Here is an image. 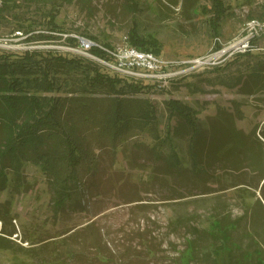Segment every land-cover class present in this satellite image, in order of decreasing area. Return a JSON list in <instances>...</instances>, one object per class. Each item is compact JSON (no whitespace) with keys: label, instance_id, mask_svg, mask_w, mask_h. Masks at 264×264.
<instances>
[{"label":"rangeland","instance_id":"rangeland-1","mask_svg":"<svg viewBox=\"0 0 264 264\" xmlns=\"http://www.w3.org/2000/svg\"><path fill=\"white\" fill-rule=\"evenodd\" d=\"M130 1L132 4L126 0L49 2L46 7L53 8L65 29L56 37L47 36L50 29L43 22L47 19L44 14L35 13V1L22 0L16 16L7 12L0 16V49L57 50L84 55L111 73L157 83L152 90L133 95L134 99H147L156 107L152 124L127 132L115 146L106 139L93 143L98 168L85 181L81 204L84 209L71 206L59 211L55 205L56 181L32 163L25 167L27 191H0V202L11 199V215L17 229L11 237L13 248H0V264H214L203 256L211 236L204 238L194 227L208 228L213 213L231 219L245 216L241 225L248 224V205L254 193L261 197L264 179L260 181V175L246 167L236 175L244 178L246 183L241 186L248 190L239 194L236 187L221 189L222 183L216 182L210 193H197L189 181L164 170V158L156 157L155 126L163 139L168 128L175 129L179 117H169L166 102L177 98L201 108V118L214 115L219 106L232 109L233 101L239 100L243 118L238 119V126L245 131L252 130L257 123L264 127V89L246 94L221 80L226 75L230 81L226 83H232L248 72L250 63L262 59L264 27L258 28L253 37V54L236 63L225 65L236 56L230 50L203 64L185 62L208 59L249 35L251 21L264 23V0H224L228 14L221 21L219 37L209 20L214 14L212 0ZM2 3L0 0V6ZM191 7L194 9L189 13ZM20 21L33 31L17 30ZM134 28L143 36L157 38L162 49L160 57L173 61L168 70L184 71L166 79L126 75L106 66L89 51L83 52L80 44H72L68 39L83 34L115 46L126 45L130 44L129 33ZM247 62L249 65H245ZM163 151L160 157L170 153L168 141ZM180 193L186 196L179 197ZM254 213L258 219L257 211ZM193 240L201 243L199 256L191 255ZM98 248L109 257L99 255Z\"/></svg>","mask_w":264,"mask_h":264},{"label":"trees","instance_id":"trees-1","mask_svg":"<svg viewBox=\"0 0 264 264\" xmlns=\"http://www.w3.org/2000/svg\"><path fill=\"white\" fill-rule=\"evenodd\" d=\"M21 1L3 0L0 16L6 12L16 16ZM31 1L36 2L35 13L44 14L47 19L43 21L50 29L47 36L56 37V33L65 31L56 19L57 13L46 6L49 2L73 0ZM212 4L214 14L209 19L210 25L219 37L228 7L224 0H212ZM25 24L20 21L17 30L33 31ZM82 36L107 47L114 46L92 35ZM68 39L72 44H80L79 37ZM129 43L157 55L162 52L156 37L143 36L136 28L129 33ZM219 46L217 43L216 47ZM89 52L110 60L100 46H92ZM252 54V49L237 52L225 65ZM247 68L248 72L240 74L232 83H226L230 82L226 75H222L221 80L226 86L238 87L246 94L264 89V56ZM156 84L111 73L84 55H68L57 50L0 49V191H27L25 167L32 163L56 181L55 205L59 211L80 207L87 176L98 168L93 143L106 139L115 146L127 132L152 124L156 107L147 99H134L133 95L150 91ZM166 103L169 117H179V123L174 130L167 129V140L155 126L156 157L164 158V170L189 181L197 193H210L216 182L222 183L221 189L236 187L239 194L248 190L241 186L246 183L244 178L236 175L246 167L259 174L260 181L264 179V127L257 123L252 130L245 131L238 126V119L243 118L239 100L233 101L232 109L219 106L214 115L205 118L200 117L201 108L187 101L170 98ZM166 141L171 151L160 157ZM261 190V197L253 194L246 213L248 224L244 227L241 224L245 216L231 219L220 217L218 213L212 214L208 228L194 227L204 238L211 236L206 247L201 245L207 260L214 264H264V183ZM0 221V248L12 249L11 237L17 229L11 215V199L0 202ZM193 243L191 255L199 256L201 243L197 240ZM97 253L109 257L103 249L98 248Z\"/></svg>","mask_w":264,"mask_h":264},{"label":"built area","instance_id":"built-area-1","mask_svg":"<svg viewBox=\"0 0 264 264\" xmlns=\"http://www.w3.org/2000/svg\"><path fill=\"white\" fill-rule=\"evenodd\" d=\"M252 25V31L246 37L234 41L230 46L217 51L214 55L210 56L208 59H194L185 61L186 64H203L208 60L214 59V57H220L230 50V54L237 52H245L254 47L253 37L257 35L258 28L264 27V23L261 24L259 21L253 20L250 22ZM80 45L83 52L89 51L92 46H100L103 48L110 56V60H105L99 58L106 66L119 71L123 74L134 76V77H158V78H169L174 75L181 73L184 70H168L167 66L169 64L173 65V61L167 62L152 51L142 50L139 47L126 44V45H114L113 47L104 46L92 39L86 38L84 36L79 37ZM91 54V53H90ZM96 57L95 55L91 54ZM195 66V65H194Z\"/></svg>","mask_w":264,"mask_h":264}]
</instances>
